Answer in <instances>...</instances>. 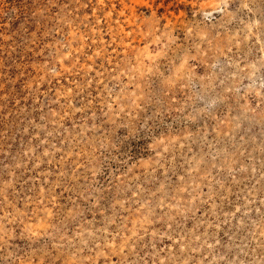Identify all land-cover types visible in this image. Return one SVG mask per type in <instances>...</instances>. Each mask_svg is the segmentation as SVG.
Segmentation results:
<instances>
[{
	"label": "rangeland",
	"instance_id": "374dc122",
	"mask_svg": "<svg viewBox=\"0 0 264 264\" xmlns=\"http://www.w3.org/2000/svg\"><path fill=\"white\" fill-rule=\"evenodd\" d=\"M0 264H264V0H0Z\"/></svg>",
	"mask_w": 264,
	"mask_h": 264
}]
</instances>
